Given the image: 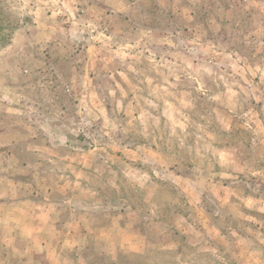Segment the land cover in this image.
<instances>
[{
  "label": "rangeland",
  "instance_id": "1",
  "mask_svg": "<svg viewBox=\"0 0 264 264\" xmlns=\"http://www.w3.org/2000/svg\"><path fill=\"white\" fill-rule=\"evenodd\" d=\"M0 264H264V0H0Z\"/></svg>",
  "mask_w": 264,
  "mask_h": 264
}]
</instances>
